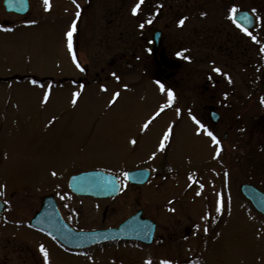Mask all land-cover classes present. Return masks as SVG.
Wrapping results in <instances>:
<instances>
[{"label":"rangeland","instance_id":"rangeland-1","mask_svg":"<svg viewBox=\"0 0 264 264\" xmlns=\"http://www.w3.org/2000/svg\"><path fill=\"white\" fill-rule=\"evenodd\" d=\"M139 2L49 0L45 10L43 0H32L31 12L20 19L7 15L0 0V20H33L0 28V196L21 215L31 214L36 197L66 194L68 174L90 170L121 175V193L145 194L149 199L184 192L201 205L205 194L211 193L205 182L189 187L193 177L204 179L212 155L209 142L194 134V130L204 132L203 126L193 127L188 117L161 103L158 87L146 78L142 67L147 65L145 41L152 38V27L165 30L166 44L174 51L178 45L174 39L188 44L195 33L202 34L213 25L211 17L217 19L212 27L223 28L229 0H200L205 4L194 5L195 12L191 11L194 0H143L132 15ZM160 9L165 13L158 20ZM177 9L188 15L182 26L175 22ZM73 23L76 31L69 53L66 33ZM73 55L76 63L89 68L85 87L70 83L84 76ZM113 61L124 69H111ZM120 72L125 73L116 74ZM97 73L101 81L95 79ZM142 166L152 170V178L148 185L132 188L125 173ZM39 177L48 180L47 186L34 188ZM228 187L227 193H236L234 186ZM83 210L87 225L102 218L103 207L97 211L89 201ZM249 222L251 218L235 211L229 230L213 245L210 260L203 255L195 264H264V235L258 237ZM106 256L76 260L54 254L52 264H112Z\"/></svg>","mask_w":264,"mask_h":264},{"label":"flooded vegetation","instance_id":"flooded-vegetation-1","mask_svg":"<svg viewBox=\"0 0 264 264\" xmlns=\"http://www.w3.org/2000/svg\"><path fill=\"white\" fill-rule=\"evenodd\" d=\"M1 2L3 6V0ZM28 2L30 10L25 15L8 13L4 6L3 9L7 15L25 19L32 9V0ZM199 2L194 0L191 11H196L194 5ZM233 8L236 12L229 19ZM225 12L223 28L212 27L217 19L211 17L213 25L202 34L195 33L188 44L174 39L178 42L174 51L166 44L165 30L157 29L161 32L160 42L156 47L152 38L145 41L148 45L147 65L142 67L146 78L158 87L161 103L188 117L193 127L199 123L204 128V132L194 130V134L209 142L212 155L208 158L204 179L195 176L189 182L190 188L201 181L205 182L208 191L210 189L211 193L205 194L204 204H197L193 196L188 199L184 192L157 195L153 199H149V195L131 193L107 198L79 195L73 193L68 184L72 176L81 172L68 174L64 178L68 192L64 195L47 193L34 198L35 207L28 217L12 209L8 200L0 196L4 204L0 212V264H44L41 246L47 253L48 264H52L54 254L76 260L92 256L107 258L108 255L112 264H161L162 261L195 264L203 255L208 262L213 245H217L229 230L228 222L237 210L251 218L249 228L258 237L264 235V214L242 191L243 186L250 185L264 194V104L261 103L264 100V51H261L264 48V0H229ZM242 12L253 17V28L245 29L234 21L235 15ZM174 13L175 22L181 19L185 22L187 14L184 11L177 9ZM80 20L78 16L77 31ZM20 21L0 20V28L22 26L33 20ZM77 36L76 33V39ZM132 58L136 57L133 55ZM110 68L120 70L122 67L115 66L113 61ZM214 68L220 72H214ZM80 69L83 78L71 81L85 87L89 83V68L80 66ZM104 70L102 68L101 72ZM122 73L125 72L116 74ZM95 79L102 80L98 73ZM109 79L105 78L106 81ZM161 85L164 91H161ZM168 91L173 93L171 102ZM207 132L219 141L218 153L217 145L212 143ZM136 169L150 168L142 166L132 170ZM119 176L122 184V176ZM40 178L34 179V188H41L48 181ZM151 178L152 170L144 185H148ZM229 185L235 187L236 193H227ZM258 196L264 200V196ZM48 198H51V209L42 216L40 213ZM85 201L91 202L97 211L103 207L101 220H94L97 226L94 222L86 223ZM53 206L57 208V215ZM116 216L119 218L115 219ZM130 221L129 229L118 238L78 249L83 243V234L118 230Z\"/></svg>","mask_w":264,"mask_h":264},{"label":"water","instance_id":"water-1","mask_svg":"<svg viewBox=\"0 0 264 264\" xmlns=\"http://www.w3.org/2000/svg\"><path fill=\"white\" fill-rule=\"evenodd\" d=\"M4 5L8 12H16L24 15L29 11L28 0H4ZM163 13V10L159 11L157 17L160 19L163 16ZM234 21L245 29H251L254 26V19L248 12L236 14ZM153 32L154 38L152 43L157 47L161 39V32L155 31L154 29ZM149 177V170H136L127 173L128 181L135 185L145 184ZM69 188L75 194L93 196L96 198H107L109 196L119 194L121 185L117 175L108 174L100 170H93L72 176L69 180ZM242 191L252 202L253 206L259 212L264 214V200L257 198L259 197L258 194L262 196H264V194H261L258 190H256V188L250 185L243 186ZM50 202L51 198L45 200V204L40 215L44 216L43 214L51 209ZM3 208L4 204L0 201V212ZM53 210H56L57 215V208L55 206H53ZM131 221L121 226L118 230L98 231L83 234L82 236L84 240L78 249H85L93 246L94 244L118 238V236L129 229Z\"/></svg>","mask_w":264,"mask_h":264},{"label":"snow or ice","instance_id":"snow-or-ice-1","mask_svg":"<svg viewBox=\"0 0 264 264\" xmlns=\"http://www.w3.org/2000/svg\"><path fill=\"white\" fill-rule=\"evenodd\" d=\"M73 2H75V0H73ZM43 3H44V6H45V10H49V7H50L49 0H43ZM141 3H143V0H140V2L137 3L135 7L132 8V10H131L132 11V15H136L137 14L138 9L140 8ZM235 12H236V9L235 8H233V9L230 10L229 19L232 18V15L231 14L232 13H235ZM77 15H79V13H77ZM183 23H184V20L181 19L179 21V25L182 26ZM141 27H143V25H141ZM75 31H76V26H75V23H73V25L70 27V29L66 33L67 48H68L69 53H72V51H73V33ZM252 39L255 40L256 38L253 36ZM261 51H264V48H262ZM177 55L179 56V55H182V54L181 53H177ZM72 58H73V62L76 63V57H75V55H73ZM76 67L77 68H80V65L78 63H76ZM213 71L219 73L220 72V69L214 68ZM160 88H161V91H164V88H163L162 85L160 86ZM75 95H78V94H74V97H75ZM115 95L118 96L119 94L117 93ZM167 96H168L169 102H171L172 99H173V93L171 91H168L167 92ZM46 99H47V95L45 96V100ZM114 99H115V96H114ZM75 102L76 101H75V98H74L73 99V104H75ZM261 103L264 104V100H261ZM143 127L146 129L148 127V124L146 123L145 125H143ZM207 135L209 137H211L212 143L215 144V145H217V153H218L219 152V141L217 140V138L211 132H207ZM167 138H168V133L166 132L164 134V139L166 140ZM132 143H135V141H132ZM159 148H160V150H163V148H164L163 141H161V143L159 145ZM52 175L55 176L56 174L53 172ZM126 175L127 174H125V176ZM0 187H2V186H0ZM217 211L218 212L220 211V208L219 207H217ZM40 251H41V253L44 254V264H48V256H47V253L45 252L43 246H41ZM146 264H150V262H146ZM161 264H167V262L166 261H162Z\"/></svg>","mask_w":264,"mask_h":264},{"label":"trees","instance_id":"trees-1","mask_svg":"<svg viewBox=\"0 0 264 264\" xmlns=\"http://www.w3.org/2000/svg\"><path fill=\"white\" fill-rule=\"evenodd\" d=\"M16 78H18V80H23L24 78H19V77H16Z\"/></svg>","mask_w":264,"mask_h":264}]
</instances>
